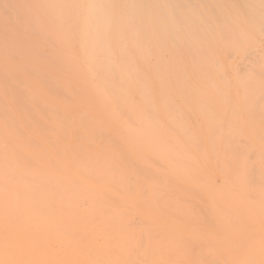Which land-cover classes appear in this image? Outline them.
I'll return each mask as SVG.
<instances>
[{"label":"bare ground","instance_id":"bare-ground-1","mask_svg":"<svg viewBox=\"0 0 264 264\" xmlns=\"http://www.w3.org/2000/svg\"><path fill=\"white\" fill-rule=\"evenodd\" d=\"M31 3L0 14V264H264V0Z\"/></svg>","mask_w":264,"mask_h":264},{"label":"rangeland","instance_id":"rangeland-1","mask_svg":"<svg viewBox=\"0 0 264 264\" xmlns=\"http://www.w3.org/2000/svg\"><path fill=\"white\" fill-rule=\"evenodd\" d=\"M18 1V2H17ZM21 1V2H20ZM31 1L33 2L34 0H0V4H2V3H4V7L2 6V9H3V11H0V14L2 15V13L1 12H4L5 14H8L7 12L9 11V13L10 14H12L13 13V15H14V12H12V11H14V9L13 10H9V7H7L8 6V4L7 3H9V6L11 5V3H14L15 2V4H13V5H15V8H16V6L18 7L19 5L21 6V5H23L24 3H27V4H30V5H32V3H31ZM37 1V0H36ZM41 0H38V2H40ZM23 2V3H22ZM5 3H6V5H5ZM17 3V4H16ZM21 3V4H20ZM36 3V2H35ZM34 5V4H33ZM1 7V6H0ZM2 9H0V10H2ZM10 14L9 15H2V16H10Z\"/></svg>","mask_w":264,"mask_h":264}]
</instances>
